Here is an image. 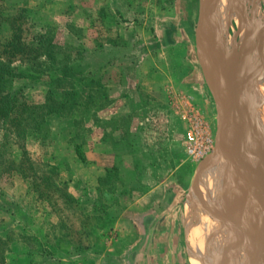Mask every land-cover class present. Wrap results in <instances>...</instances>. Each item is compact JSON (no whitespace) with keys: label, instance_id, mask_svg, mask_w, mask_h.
Here are the masks:
<instances>
[{"label":"rangeland","instance_id":"374dc122","mask_svg":"<svg viewBox=\"0 0 264 264\" xmlns=\"http://www.w3.org/2000/svg\"><path fill=\"white\" fill-rule=\"evenodd\" d=\"M228 1L230 11L217 8L224 20L212 41L235 55L262 33L264 0ZM0 6L7 19L2 38L10 35L8 19L19 16L28 41L34 33L55 54L15 63L30 76L8 86L17 101L42 103L49 89L59 96L63 66L78 101L65 116H48L26 141L37 169L55 168L60 188L53 201L7 168L20 150L15 135L2 137L0 130L6 264H224L226 255L238 256L232 245L225 251L212 246L206 224L220 204L229 213L228 227L233 220L228 196L206 165L217 119L196 49L199 0H3ZM261 76L259 65L248 71L246 88L254 89ZM191 121L214 141L196 160L186 149ZM209 254L220 257L208 262Z\"/></svg>","mask_w":264,"mask_h":264},{"label":"water","instance_id":"95a60500","mask_svg":"<svg viewBox=\"0 0 264 264\" xmlns=\"http://www.w3.org/2000/svg\"><path fill=\"white\" fill-rule=\"evenodd\" d=\"M222 0H199L198 20L196 26V49L197 55L204 68L206 82L213 97L216 107L217 128L215 134V150L207 160V170H218L216 159H223V150L228 147L232 153L240 159L245 165V171L238 174V177L249 176L252 174V167L246 157L238 150L241 145L251 154L259 172L263 176V184L257 185L255 195L262 206L264 213V153L258 146L257 136L251 127V121L246 116L244 110L240 108V94L238 86L244 81L245 75L248 74V62L252 57L259 55L262 50L264 38V29L260 36L256 37L254 45L249 48L245 44L241 49L232 55L227 61L222 62L217 52L212 47V32L214 25V15ZM257 59V57H256ZM201 171L199 170V174ZM216 175V174H215ZM229 177V176H228ZM227 175L219 177V181L214 179L218 188L227 194L228 187H231ZM229 200L236 202L240 211L245 210V201L241 198V193L234 189ZM243 204H242V203ZM242 205V206H241ZM264 215V214H263ZM232 225L229 231H235L237 221L232 219ZM264 225V217H263ZM261 239L249 247L248 253H251L249 264H264V229L262 230ZM223 249V248H222ZM229 250V249H223ZM233 258V254L226 255L223 263Z\"/></svg>","mask_w":264,"mask_h":264},{"label":"trees","instance_id":"16d2710c","mask_svg":"<svg viewBox=\"0 0 264 264\" xmlns=\"http://www.w3.org/2000/svg\"><path fill=\"white\" fill-rule=\"evenodd\" d=\"M2 1L0 0V4ZM6 21L0 6V32ZM8 23L10 35L7 38L0 36V130L4 132L2 137H5L6 131L15 135L20 157L18 160L11 161L7 168L28 181L31 189L40 198L53 201L57 198L55 192L60 188L54 172L55 168L47 165L44 170L37 169L30 158L26 141L39 134L48 116L52 114L65 116L73 111L78 104L76 90L74 84L64 81L67 69L63 66L61 70L65 78L61 77L59 80L58 86L61 88L59 96L56 95V89H49L42 103L24 104L17 101L8 86L12 81L24 80L30 76L27 71H20L15 67V63H24L42 55L45 58H51L55 54L50 51L49 41L43 40L34 33L28 41L25 33L29 31L19 16L10 17ZM33 42H36V45ZM5 251L6 242L0 237V264H6Z\"/></svg>","mask_w":264,"mask_h":264},{"label":"bare ground","instance_id":"6f19581e","mask_svg":"<svg viewBox=\"0 0 264 264\" xmlns=\"http://www.w3.org/2000/svg\"><path fill=\"white\" fill-rule=\"evenodd\" d=\"M230 4H232V3H230L228 0H222L221 6L225 7L226 9H228L230 11L231 10ZM235 14H236V12H235ZM223 16H224L223 12L218 9L216 12L215 18H214L213 31H216L215 30L216 26L219 24V22L224 20ZM234 16H236V15H234ZM252 19L254 21L253 25L256 26L255 23H257V24L260 23L259 19L258 20L256 18H252ZM248 24L250 25L251 23H248ZM259 26H257V27H259ZM257 30H259V29H257ZM219 31H220V29H219ZM251 31H252V29H251ZM255 32L252 35V37L255 35ZM240 33H241V31H240ZM250 38H251V36L247 37L245 41L248 42V40ZM212 47L215 50L213 43H212ZM225 53H228V52H225ZM260 55H262L261 57L263 59L258 57L257 60L260 62L259 65L261 66L262 63L264 65V39L262 42V52ZM229 58H230V55L225 54L223 60L227 61ZM257 66H258L257 61L256 62L253 61L251 63H248V68H246V69L249 72H251L252 70H255V69L257 71L258 70ZM261 78H262V80L261 81L259 80L260 82H258V85H256V87L252 90H248L246 88V85L244 82L242 84L240 83V85L238 86L237 89H238V92H240L242 90V87L245 88V89H243V92H241V94H240L241 95L240 100H239V102L241 104L240 108H242L244 110L246 116L251 121V123H252L251 127L253 126L252 129L254 130L256 136L258 137L257 138L258 146L260 148H262V152L264 153V69H263V73H262ZM257 81H258V79H257ZM237 148L246 157L248 163H253L254 159L251 157V154L249 152H247V150H245V148L243 146L238 145ZM221 163H222V166H221V168L219 166V169H218L220 171L214 170V174H216V175H213V177L215 179V178L223 177V176L226 177V175H227V177L229 176L228 182H229L231 187H228L229 191L227 193V196H228L227 197L228 198L227 203H228L229 208H230L232 219H235L237 221V227H236V230L234 231V234L225 232V231H228L230 229L231 225L228 227V225L226 223V222H228L227 218H228L229 213L227 212L226 209L223 210L224 207L222 208L221 204L217 205V209L210 213V217L215 221V223L213 222L212 219L210 220L211 223H208L206 221L205 222L208 226V230L210 231L209 234H211V236L215 240L214 243L212 242L214 244L212 246H219L220 248H223V249L224 248L230 249L229 245H232V247L235 250V255L238 254V256L234 257L227 264H249V261L251 259L250 258L251 253H248L249 247L260 241L261 234L263 233L262 230L264 229L263 223L260 226L255 228L257 223H259L264 217L262 206H261L260 202L257 200V197L255 195V188L257 187L258 183L263 184V176L260 172L258 173V170L256 168L257 165L255 164V161H254L253 164H250L252 167V174L249 176L238 177V174H242L246 168H245V165L243 164V162L240 161V159H238L228 147H225L223 150V159H221ZM234 189H237L241 193L242 199H244L245 193H248V195H249V210H246V211L244 210L243 212L241 211L242 213L240 215H235L234 207L232 205V202L229 200V196H230V194H232L231 191H233ZM189 212H191V211L189 210ZM191 214H193V212H191ZM192 219H194V218L192 217ZM190 224H188V226L190 225V228L192 229L193 223L191 221H190ZM194 227H195V224H194ZM218 228L220 229V231ZM193 232H194V230L192 229V235H193ZM213 234H215V236H213ZM225 234H227V235H225ZM220 254H218V255L209 254L210 257H208V256L206 257L207 261L209 262L211 259L213 261L214 258H216L218 256L220 257ZM221 255H223V254H221ZM205 256H206V254H205Z\"/></svg>","mask_w":264,"mask_h":264},{"label":"built area","instance_id":"2783aa9c","mask_svg":"<svg viewBox=\"0 0 264 264\" xmlns=\"http://www.w3.org/2000/svg\"><path fill=\"white\" fill-rule=\"evenodd\" d=\"M198 121H191L186 133V149L188 155L196 160L203 157L213 147V138L200 129Z\"/></svg>","mask_w":264,"mask_h":264},{"label":"crops","instance_id":"0c3cea01","mask_svg":"<svg viewBox=\"0 0 264 264\" xmlns=\"http://www.w3.org/2000/svg\"><path fill=\"white\" fill-rule=\"evenodd\" d=\"M217 26H218V25H217ZM217 26H216V27H217ZM215 30H216V29H215ZM257 31H258V30H257ZM213 33H216V31H213ZM214 35H216V34H214ZM215 37H216V36H215ZM245 40H246V39H245ZM213 45H215V44H213ZM218 49H219V50H218ZM218 49L216 48L215 50H216L217 53H218L219 51L221 52V53H220V52L218 53V56H220L219 58H220V60H221L222 62H225V61L223 60L225 54H229L230 57H231L232 53L226 51L223 47H222V48H218ZM224 51H225V52H228V53H225ZM261 56H262V55H260L259 57L262 58ZM262 59H263V58H262ZM256 61H257L258 65H259L260 62H259L257 59H256ZM257 67H258V66H257ZM262 67H263V68H262ZM259 69H260V73L262 74V73H263V69H264V65H263V63H262L261 66L259 65Z\"/></svg>","mask_w":264,"mask_h":264}]
</instances>
